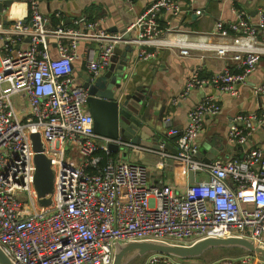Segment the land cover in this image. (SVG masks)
I'll return each mask as SVG.
<instances>
[{
    "label": "built area",
    "instance_id": "2783aa9c",
    "mask_svg": "<svg viewBox=\"0 0 264 264\" xmlns=\"http://www.w3.org/2000/svg\"><path fill=\"white\" fill-rule=\"evenodd\" d=\"M18 1L27 3L29 19L8 14L6 22L0 20V244L15 264H111L116 243L133 239L191 243L237 235L264 245V141L242 157L200 159L196 141L205 117L222 110L213 95L189 110L183 129L168 131L177 136L164 138L160 149L103 136L94 129L89 90L75 67L82 59L86 76L100 74L119 44L137 46V61L155 57L160 48L181 56L210 54L234 61L236 69L228 66L209 77L195 70L173 101L207 85L238 95V85L264 54V10L251 21L245 10L236 9L234 21L219 19L204 32L161 22L184 10L182 0H147L130 25L110 31L103 17L81 14L67 23L61 10L55 12L59 23L52 25L41 9L43 0H12ZM254 91L264 94V81ZM13 96L26 103L23 111L16 109ZM263 122L257 111L237 113L227 141L247 144ZM34 132H40L54 171L48 206L39 203L34 185ZM111 143L154 151L161 167L167 159L183 163L185 188L179 190L163 174L153 182L144 165L109 156ZM73 146L77 157L70 153ZM143 264L195 263L149 253ZM220 264H264V259L246 252Z\"/></svg>",
    "mask_w": 264,
    "mask_h": 264
},
{
    "label": "crops",
    "instance_id": "0c3cea01",
    "mask_svg": "<svg viewBox=\"0 0 264 264\" xmlns=\"http://www.w3.org/2000/svg\"><path fill=\"white\" fill-rule=\"evenodd\" d=\"M146 3L147 0H43L41 9L45 15L50 16L52 25L59 23L60 18L55 15V12L61 10L62 17L65 18L67 23H70L76 16L87 14L90 17H103V25L106 29L114 28L113 31H119L124 30L135 20L136 16L144 10ZM15 4L18 5V8ZM6 8H8L7 12L4 15L0 14V20L2 21L7 20L5 17H8V14H10V17L18 14L24 20L29 19L26 2H12ZM182 8L184 10L179 15L171 17L165 15L161 18V22L165 24L168 19L173 25L181 28L206 32L211 31L219 19L226 22L234 21L237 17L236 9L245 10L251 21H257L259 12L264 10V0H182ZM197 10H201V13H197ZM137 50L138 47L136 46L135 53ZM53 52L56 54L55 50ZM228 66L232 70L236 69L234 61L223 57L210 54L203 57L199 55L181 56L174 49L160 48L157 55L151 59L135 60L133 73L138 78H142L143 81L146 80L151 86L153 101H156V107L154 108L156 113L162 105H166L164 119H170L172 125L164 128L165 131H169L171 128L183 129L188 123L189 110L203 97L207 95L215 96L221 103L222 110L218 115H207L205 117L203 131L198 137L196 145L198 150L205 145L209 148L208 141L223 136L225 147L219 151L218 157L226 159L242 157L245 151L264 141V122L261 127L253 132L249 142L245 145L230 144L226 137L230 120L237 113L257 111L264 115V94H257L254 91L256 85L264 81V54L254 71L249 74L246 82L238 85V95L221 91L214 85H207L193 89L186 97L178 99L177 103L173 99L183 91L187 78L195 70H199L201 76L209 77L214 73H224ZM75 67L76 72L84 78L86 75L82 59L75 61ZM217 143L219 145V142ZM147 147L150 146L147 145ZM116 154L117 159L144 165L148 169L149 178L153 182H156L163 174L165 180L179 190L185 188L184 180L187 177L185 168L169 163V159L161 167L160 155L154 151L125 146ZM199 176L201 177L203 174H199ZM202 256L190 258L187 261L195 264H220V262L228 259V257H224L220 260L208 262L206 260L202 261ZM143 262L142 260L140 264H143Z\"/></svg>",
    "mask_w": 264,
    "mask_h": 264
},
{
    "label": "water",
    "instance_id": "95a60500",
    "mask_svg": "<svg viewBox=\"0 0 264 264\" xmlns=\"http://www.w3.org/2000/svg\"><path fill=\"white\" fill-rule=\"evenodd\" d=\"M11 4L12 0L0 2V14L4 7ZM129 35L130 33H127L126 36ZM134 50L135 46L133 45H117L109 66L100 74L88 75L80 79V82L88 87L87 102L94 118V129L98 134L112 138L120 137L125 141L160 149V143L164 138L174 139L177 135L169 136L168 131L164 130L172 125L170 119H164L166 105H162L156 113L154 110L156 101H153L151 86L146 80L143 81L133 73ZM31 139L35 151L34 185L38 201L42 206H48L52 202L49 194L54 191L52 161L44 152L40 132L32 133ZM216 141L219 142V145ZM208 143L209 148L205 145L198 150L197 156L209 162L218 157L219 151L225 147V141L223 136H219ZM167 147L175 150L171 143H168ZM109 148L113 152H118L122 146L118 143H111ZM169 163L185 166L174 159H169ZM189 179L191 182L194 181L193 172H189ZM219 248H236L257 254L264 259L263 244H259L251 238L231 235L226 237L208 236L191 243L151 238L117 242L111 264H129L135 258L149 253H163L181 259L198 258L210 249ZM0 264H15L1 244Z\"/></svg>",
    "mask_w": 264,
    "mask_h": 264
},
{
    "label": "rangeland",
    "instance_id": "374dc122",
    "mask_svg": "<svg viewBox=\"0 0 264 264\" xmlns=\"http://www.w3.org/2000/svg\"><path fill=\"white\" fill-rule=\"evenodd\" d=\"M12 100H13V103H14V105L18 111H23L26 108V104L20 103L17 100L16 96H13ZM87 107H88V104L86 103L85 108H87ZM70 153L73 157H77L78 152H77L76 147L73 146L71 148ZM244 254H246L245 251L240 250V249H236V248L235 249L234 248H225V249L220 248V249H214V250L212 249L211 251H208L206 253V255L204 257H202L201 260L202 261L206 260L208 262H212L214 260H220V258L223 259L224 257L238 258V257L243 256ZM140 259L141 258H139L136 262L139 263V261H141ZM144 260H145V256H144ZM141 263H142V261H141Z\"/></svg>",
    "mask_w": 264,
    "mask_h": 264
},
{
    "label": "trees",
    "instance_id": "16d2710c",
    "mask_svg": "<svg viewBox=\"0 0 264 264\" xmlns=\"http://www.w3.org/2000/svg\"><path fill=\"white\" fill-rule=\"evenodd\" d=\"M116 155H117L116 152H113V151L109 154V156H111V157H113V158H116ZM207 252H208V251H206V252L203 254L202 257H204V256L206 255ZM145 256H146V255H145ZM139 258H141V259H140L141 261L144 260V256H139V257L135 258V259L131 262V264L138 263V262H136V261H137ZM141 261H139L138 264H140Z\"/></svg>",
    "mask_w": 264,
    "mask_h": 264
},
{
    "label": "bare ground",
    "instance_id": "6f19581e",
    "mask_svg": "<svg viewBox=\"0 0 264 264\" xmlns=\"http://www.w3.org/2000/svg\"><path fill=\"white\" fill-rule=\"evenodd\" d=\"M15 6L18 8V5L15 4Z\"/></svg>",
    "mask_w": 264,
    "mask_h": 264
}]
</instances>
